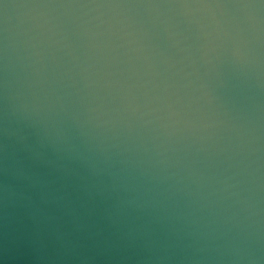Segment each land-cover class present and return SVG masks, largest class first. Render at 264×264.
Listing matches in <instances>:
<instances>
[{
  "label": "water",
  "instance_id": "water-1",
  "mask_svg": "<svg viewBox=\"0 0 264 264\" xmlns=\"http://www.w3.org/2000/svg\"><path fill=\"white\" fill-rule=\"evenodd\" d=\"M0 264H264V0H0Z\"/></svg>",
  "mask_w": 264,
  "mask_h": 264
}]
</instances>
